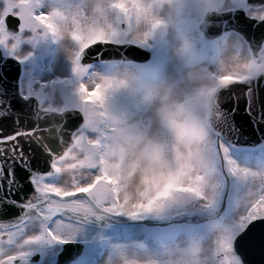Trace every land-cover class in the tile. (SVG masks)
I'll return each instance as SVG.
<instances>
[{
  "label": "snow or ice",
  "instance_id": "snow-or-ice-1",
  "mask_svg": "<svg viewBox=\"0 0 264 264\" xmlns=\"http://www.w3.org/2000/svg\"><path fill=\"white\" fill-rule=\"evenodd\" d=\"M62 40L70 76L19 78ZM262 92L264 0H0V264H264Z\"/></svg>",
  "mask_w": 264,
  "mask_h": 264
},
{
  "label": "clouds",
  "instance_id": "clouds-1",
  "mask_svg": "<svg viewBox=\"0 0 264 264\" xmlns=\"http://www.w3.org/2000/svg\"><path fill=\"white\" fill-rule=\"evenodd\" d=\"M171 0H164V6L165 8L168 7ZM184 47V46H181ZM176 49L173 50L175 53ZM192 73H195L198 71V69L193 68L191 69ZM195 83L194 80L188 79V77L185 78V86L191 85ZM201 88H208L210 87V83L208 81H203L199 85ZM157 103H163L168 102L169 106L173 109L175 114V123L170 126L171 130L175 133L174 140L179 143L182 139H189L192 141V148L191 151H196V145L197 142H202V138L204 137V132L201 130L199 133H197L194 129L188 127L186 124H184V120L186 117L190 116L193 120L198 118V113L196 112L198 101L193 100L191 104V111H177V106L182 105L184 103V97L182 92H174L170 96L160 94L156 96ZM134 147L136 149L135 157L133 158V162H135V158H140V168L137 169V176L136 179L139 181L140 178V172L142 169L149 167L152 163H154L157 159H159V149L155 145V141L149 137L147 139H138L135 141ZM152 147L154 149L153 155L150 159L144 158V151L146 148ZM180 151L187 152L188 149L185 147H181Z\"/></svg>",
  "mask_w": 264,
  "mask_h": 264
},
{
  "label": "rangeland",
  "instance_id": "rangeland-1",
  "mask_svg": "<svg viewBox=\"0 0 264 264\" xmlns=\"http://www.w3.org/2000/svg\"><path fill=\"white\" fill-rule=\"evenodd\" d=\"M60 43L61 41L60 42L47 41V42L41 43L35 49L32 60H30L28 64L23 66L25 71L20 76V79L23 80L25 77H27L29 75V72L27 71V69L33 66L35 68L34 76L36 78L47 79L48 75H46V73H47L48 67L50 63L53 61V58L57 52V47ZM70 74H68L66 77L70 76ZM49 76H51V78L54 77L51 74H49Z\"/></svg>",
  "mask_w": 264,
  "mask_h": 264
},
{
  "label": "bare ground",
  "instance_id": "bare-ground-1",
  "mask_svg": "<svg viewBox=\"0 0 264 264\" xmlns=\"http://www.w3.org/2000/svg\"><path fill=\"white\" fill-rule=\"evenodd\" d=\"M72 48H74V45L69 40H62L61 43L57 47V52L53 58V61L50 63L46 75H48L47 79H50L51 74L54 77H66L68 74L71 73V62L69 60V51ZM49 64V63H47ZM24 119L21 120V123H23ZM5 123V122H0ZM10 124V122H6ZM41 124V121H40Z\"/></svg>",
  "mask_w": 264,
  "mask_h": 264
},
{
  "label": "water",
  "instance_id": "water-1",
  "mask_svg": "<svg viewBox=\"0 0 264 264\" xmlns=\"http://www.w3.org/2000/svg\"><path fill=\"white\" fill-rule=\"evenodd\" d=\"M13 63L15 64V61H13ZM18 67H20V66H18ZM5 70H6V69H5ZM18 75H19V74H18ZM260 100H261V102H264V92H262V93L260 94ZM240 108H241V109L244 108V103H243V101H241V103H240ZM23 119H24V117H21V120H23ZM28 119H29V121H31V120H32V117L29 116ZM242 119H244V117H243V112L241 111V113H240V114L238 115V117H237V120L240 121V120H242ZM8 122L11 123V121H8ZM56 122H58V121H50L48 125H44V121H43V119H41V125H42V126H44V127H46V128H49V127L52 128L51 131H46V132H45V138H49V137H51V136H55V135H56V133H55V129H54V127H52V125H53L54 123H56ZM19 196H23V193H19Z\"/></svg>",
  "mask_w": 264,
  "mask_h": 264
}]
</instances>
